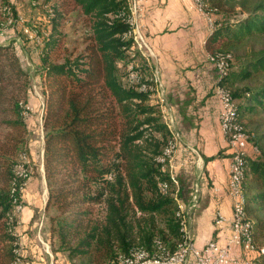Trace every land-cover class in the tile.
<instances>
[{"label": "trees", "instance_id": "trees-1", "mask_svg": "<svg viewBox=\"0 0 264 264\" xmlns=\"http://www.w3.org/2000/svg\"><path fill=\"white\" fill-rule=\"evenodd\" d=\"M206 3L208 13H228L220 0ZM53 6L35 65L43 95L46 208L55 210L49 220L57 247L51 249L66 251L71 264H124L121 258L135 250L171 256L186 239L181 194L163 153L171 143L174 153L176 138L162 117L154 71L131 34L133 10L128 0H58ZM252 6L245 17L231 20H214L210 13L207 53L229 54L232 60V47L264 34V0ZM77 7L89 19L90 32L82 51L60 55L61 35L52 20L56 10L59 15ZM230 63L219 84L236 101V120L257 149L255 155L242 154L241 186L253 243L261 247L264 136L246 126L264 115V82H255L264 74V49L238 71ZM31 93V76L15 41H0V264H22L14 210L29 174H19L16 166L26 154L24 113ZM253 262L264 264V252Z\"/></svg>", "mask_w": 264, "mask_h": 264}, {"label": "crops", "instance_id": "crops-1", "mask_svg": "<svg viewBox=\"0 0 264 264\" xmlns=\"http://www.w3.org/2000/svg\"><path fill=\"white\" fill-rule=\"evenodd\" d=\"M136 1L142 16L135 32L154 71L165 117L176 138L174 160L168 169L175 177L176 192L181 194L178 204L185 211L196 247L211 239L224 244L231 234L232 204L227 195L230 151L219 127L220 101L212 90L216 69L204 48L212 26L191 0H128L137 19ZM194 189L197 200L189 207ZM216 212L223 215V221L215 222ZM230 253L238 260L255 256L243 252L239 245H233ZM55 254H60L58 264H71L66 251ZM183 264L197 263L190 254Z\"/></svg>", "mask_w": 264, "mask_h": 264}, {"label": "rangeland", "instance_id": "rangeland-1", "mask_svg": "<svg viewBox=\"0 0 264 264\" xmlns=\"http://www.w3.org/2000/svg\"><path fill=\"white\" fill-rule=\"evenodd\" d=\"M220 1L223 3V10L228 12L227 14L210 11L209 9L214 20L218 21L245 17L248 14L247 11L253 7L252 5L257 0ZM54 3L58 4V0H0V41L6 42L7 39L15 41L16 46L20 50L22 62L31 76L32 87L30 101L27 105L29 110L24 113L27 126L25 133L26 154L19 155L20 164L16 166L19 174L25 172L29 174L22 187L21 205L14 210L16 219L14 232L18 237L17 250L22 264H58L60 254L58 256L55 252H64L63 250L54 251L51 249L52 246L57 247L56 234L52 233L49 220V217L55 214V210L52 207L46 208L48 190L43 164V95L38 85V75L35 73V65L39 60L42 46V36L48 34L51 28L48 13L51 6L55 8L53 6ZM241 4L244 6L242 7ZM58 11L56 10L55 12L52 24L55 23L56 33L61 35L60 55L64 51L75 55L82 51L85 44V35L90 32L89 19L79 7L59 15L57 14L60 13ZM133 29L134 31L131 34L135 40V45L149 64V60L141 50L138 34L135 32L134 27ZM262 49H264V34L248 37L243 42L232 47L230 49L233 55L230 63L231 71H238L242 65L249 62ZM133 63L139 64L140 60L136 59ZM255 82L263 83L264 74L260 75ZM156 93L161 98L158 95V90ZM160 108L164 122L168 123L162 104H160ZM246 127L253 131L254 134L260 137L264 136V115H257L256 119ZM262 144L264 147V138ZM253 148L256 149L249 140L248 152L251 155L257 153V149L254 151ZM238 149L241 152V149ZM241 153L246 155V148L245 152ZM23 163L26 166H23ZM259 241L264 243V237ZM75 263H78V261L76 260Z\"/></svg>", "mask_w": 264, "mask_h": 264}, {"label": "built area", "instance_id": "built-area-1", "mask_svg": "<svg viewBox=\"0 0 264 264\" xmlns=\"http://www.w3.org/2000/svg\"><path fill=\"white\" fill-rule=\"evenodd\" d=\"M135 1V0H134ZM192 6L196 11L201 13L195 7V0H191ZM138 5V12H137V19L136 22L140 28V18L141 8ZM204 15L205 19L208 22L209 27L213 25V18L212 15ZM146 47V46H145ZM231 59H220L219 61H211L214 64L216 69V74L219 72H227L229 68V63ZM213 93L218 97L221 105V110L219 113V127L221 130V122H224V115L227 111V108L230 106V103H235L236 101L232 98L231 94H220L214 90L213 85ZM160 104L164 106V103L161 98H159ZM166 112V108H165ZM230 126V134H223V137L226 141V145L229 149V169H228V177H227V195L231 199L232 204V216H231V234L226 240L224 244H219L216 240H209L207 241L202 247H196L192 241V236L190 234V241H189V250H182L181 248L178 250L176 256L173 259H167L162 261H154L152 257H148L145 261H137L133 259V252L131 257V263L129 264H183L187 259L188 256L191 254L193 255L195 262L197 264H230V263H238L241 264H251V259L253 256L242 258L241 260L235 259L231 256V248L233 245H239L241 250L245 253H253L261 250H255L253 246H246L245 244V232H244V225L240 223L239 220V212L236 208V196L240 193L236 190V184L234 183V175L233 169H231V162L234 161L235 158H232V150L234 148H246V156L249 154L248 152V145H249V138L250 137H242L241 135L237 134L235 130H233V125ZM222 132V131H221ZM256 151L255 148H253ZM167 160H174V156L167 155L166 161L164 162L167 167ZM197 200V193L196 189H194L192 195L190 196V200L188 202V206L193 207ZM224 220L223 215L220 212H216L215 215V222L219 223ZM119 261V259H118Z\"/></svg>", "mask_w": 264, "mask_h": 264}, {"label": "bare ground", "instance_id": "bare-ground-1", "mask_svg": "<svg viewBox=\"0 0 264 264\" xmlns=\"http://www.w3.org/2000/svg\"><path fill=\"white\" fill-rule=\"evenodd\" d=\"M195 7L201 13H203L205 15H211L206 10L207 9L206 8L207 7L206 0H195ZM134 12H135V10H133L132 16H128V22L133 27L135 26V13ZM133 31H134V29H133ZM229 57H230L229 54H223V53H219V52H216L214 54L207 53V58L210 61H219L220 59H229ZM225 73L226 72H219L218 74H216L217 77H216V82L214 83V90H216V92H218L220 94H230L227 89H225L224 87H222L219 84V80L221 79V77H223L225 75ZM164 112H165V108H164ZM229 125H233V130H235L237 132V134L241 135L242 137H246V135L244 134L243 129H242V124L236 120V104L235 103H230V106L227 108V111L224 115V122H221V131L223 134H230V126ZM173 144L174 143L169 144V146L164 150V152H163L164 155L173 154ZM241 152L238 148H234L232 158H235V159H234V161L231 162V169H233V173H235L234 183L236 184V190L238 193H240L238 196H236V208L239 212L240 223L244 225L246 246H253L255 250H261V251H257L258 253L264 252V246L257 247L253 243V235H252L251 225H250V222H249V220L245 214L244 208H243L245 198H244V194L242 191L241 181L243 178V166H244V164H243V158H242ZM163 159H164V157H161L160 161H163ZM165 189H166V186L162 185V190H165ZM182 210H183V208H182ZM183 213H184V216L186 219V215H185L184 210H183ZM181 224L183 225V229L185 231V236H186L185 243L181 247V249L182 250H189L190 233H189L188 228H187L186 220H185V222L182 221ZM177 252L171 256L152 257V259L154 261L173 259L174 256H176ZM257 252H254V253L256 254ZM131 257H132V255L130 257H123V258H121V262L124 264H129V263H131ZM148 257L149 256L147 255V253L142 251V250H135L133 252V259L134 260L145 261L148 259ZM251 264H254L253 258L251 259Z\"/></svg>", "mask_w": 264, "mask_h": 264}]
</instances>
